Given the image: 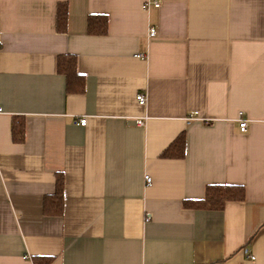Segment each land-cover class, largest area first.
<instances>
[{
    "label": "crops",
    "instance_id": "crops-1",
    "mask_svg": "<svg viewBox=\"0 0 264 264\" xmlns=\"http://www.w3.org/2000/svg\"><path fill=\"white\" fill-rule=\"evenodd\" d=\"M70 55L83 94L57 71ZM0 108V264H264V0H0ZM210 185L245 200L184 207Z\"/></svg>",
    "mask_w": 264,
    "mask_h": 264
},
{
    "label": "trees",
    "instance_id": "trees-1",
    "mask_svg": "<svg viewBox=\"0 0 264 264\" xmlns=\"http://www.w3.org/2000/svg\"><path fill=\"white\" fill-rule=\"evenodd\" d=\"M69 9L68 3H60L57 7V29L61 33L68 30ZM108 17L106 15H90L88 17V34L105 36L108 33ZM57 71L66 77L67 92L69 94H83L85 91V77L79 73L75 56H60L57 61ZM14 123V138L16 142H23L25 138L24 121L16 120ZM175 148V151H173ZM185 136L182 135L176 141L174 147L167 150L164 158H184ZM64 176L60 174L57 179L56 193L47 197L44 202L45 214L49 216H61L64 212ZM245 188L232 185H210L207 187L206 196L201 200H186L184 207L191 210L223 211L230 202H242L245 200ZM51 258H39L35 264H50Z\"/></svg>",
    "mask_w": 264,
    "mask_h": 264
},
{
    "label": "built area",
    "instance_id": "built-area-1",
    "mask_svg": "<svg viewBox=\"0 0 264 264\" xmlns=\"http://www.w3.org/2000/svg\"><path fill=\"white\" fill-rule=\"evenodd\" d=\"M146 5H149V3L148 4H146ZM154 5L156 6V7H160V4L159 3H157V2H154ZM147 7V6H146ZM149 35H150V37H155V35H156V31H155V29H153V28H150V30H149ZM136 57H139V56H136ZM137 102H138V104L139 105H141V106H145L146 104H147V96L145 95V94H139V96H137ZM4 111L2 110V108H0V113H3ZM197 120H200L199 118H198V114L197 113H194V114H192V115H190L189 117H188V121H197ZM144 120H138L137 121V127L138 126H143L144 125ZM78 124H79V126H82V127H85L86 125H87V119L86 118H84V119H81L79 122H78ZM240 130L242 131V132H246V130H247V121H245V120H243L242 118L240 119ZM145 180H146V184H147V186H151L152 185V179H151V177L150 176H146L145 177Z\"/></svg>",
    "mask_w": 264,
    "mask_h": 264
}]
</instances>
